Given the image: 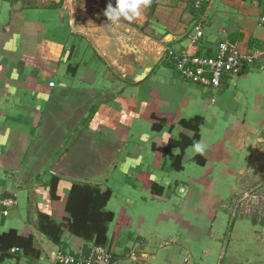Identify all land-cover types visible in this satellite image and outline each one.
Segmentation results:
<instances>
[{
	"label": "crops",
	"instance_id": "obj_1",
	"mask_svg": "<svg viewBox=\"0 0 264 264\" xmlns=\"http://www.w3.org/2000/svg\"><path fill=\"white\" fill-rule=\"evenodd\" d=\"M80 1L0 0V198L16 201L0 206V264L88 248L67 228L74 184L112 190L104 245L114 264H264V223L230 222L218 208L264 184V0H205L200 12L192 0H150L118 25L81 15ZM222 40L262 55L219 89L165 60L171 49L209 54ZM120 212L127 223L117 229ZM51 222L65 225L59 242L41 228Z\"/></svg>",
	"mask_w": 264,
	"mask_h": 264
},
{
	"label": "built area",
	"instance_id": "obj_2",
	"mask_svg": "<svg viewBox=\"0 0 264 264\" xmlns=\"http://www.w3.org/2000/svg\"><path fill=\"white\" fill-rule=\"evenodd\" d=\"M194 9L201 11L205 0H192ZM205 17L201 16L195 25V33L198 40L203 39ZM264 23V15L261 17ZM262 52H243L236 42L229 40L219 41L209 54H195L187 49L167 52L165 60L171 62L184 80L197 84L203 90H216L224 85V77L230 74H238L241 67H252L260 59ZM51 87L56 82H50ZM15 198H0V206H11ZM6 212V211H5ZM48 264H114L113 252L109 246L92 242L87 249L71 251L59 248L55 253V259ZM147 264V263H144Z\"/></svg>",
	"mask_w": 264,
	"mask_h": 264
},
{
	"label": "trees",
	"instance_id": "obj_3",
	"mask_svg": "<svg viewBox=\"0 0 264 264\" xmlns=\"http://www.w3.org/2000/svg\"><path fill=\"white\" fill-rule=\"evenodd\" d=\"M153 120L154 127L157 129H160L163 124H165L164 120L156 116L153 117ZM169 150L170 147L157 148L158 160L156 163H159ZM198 158H200L201 162H204L203 158ZM176 167H181V156L176 160ZM52 183H57V178H55ZM151 187L158 193H162L163 191V187L156 183H152ZM111 195L112 190L108 187L74 184L67 205V209L71 213V219L67 226L68 230L84 238L87 243L94 242L95 244H106L108 224L115 218L114 212L105 210V206ZM253 220L257 222L256 219ZM124 223H127V219L123 217V212H120L117 220V229ZM260 223H264V218H261ZM41 226L42 230H44L54 242H59L60 233L63 232L62 227L65 226L63 223L57 224L51 222L48 225L50 229L44 227L43 223H41ZM51 230L59 233V237H57L56 234L53 235Z\"/></svg>",
	"mask_w": 264,
	"mask_h": 264
},
{
	"label": "rangeland",
	"instance_id": "obj_4",
	"mask_svg": "<svg viewBox=\"0 0 264 264\" xmlns=\"http://www.w3.org/2000/svg\"><path fill=\"white\" fill-rule=\"evenodd\" d=\"M112 3L115 6V0H81L79 5L82 6L79 8V11L82 12L81 15L87 14L96 17H101V20H107L104 17V11L107 8V5ZM142 12L147 9H140ZM80 15V17H81ZM123 19V18H122ZM83 28H91L93 26H100L101 24H78ZM125 27H135L136 24H133L131 21L125 23ZM138 26V25H137ZM140 27V26H139ZM219 209H222L229 216L230 222L234 221L236 218H248L251 219L253 223L261 224V218H264V184L262 185H252L247 188H243L239 191L238 194L229 197L228 199L221 202L218 206ZM214 214V211L211 213V216ZM253 219H256L257 222H254ZM230 240V227L221 233V236L217 238L216 242L218 246L223 248L225 243ZM217 264H234L232 260H226L225 256L221 257Z\"/></svg>",
	"mask_w": 264,
	"mask_h": 264
},
{
	"label": "clouds",
	"instance_id": "obj_5",
	"mask_svg": "<svg viewBox=\"0 0 264 264\" xmlns=\"http://www.w3.org/2000/svg\"><path fill=\"white\" fill-rule=\"evenodd\" d=\"M150 0H115V6L112 3L107 5L104 16L114 25H118L121 19L131 20L134 16L140 15L141 7H147ZM196 153H203L205 146L201 142H195L192 145Z\"/></svg>",
	"mask_w": 264,
	"mask_h": 264
},
{
	"label": "water",
	"instance_id": "obj_6",
	"mask_svg": "<svg viewBox=\"0 0 264 264\" xmlns=\"http://www.w3.org/2000/svg\"><path fill=\"white\" fill-rule=\"evenodd\" d=\"M243 70V67H241V71Z\"/></svg>",
	"mask_w": 264,
	"mask_h": 264
}]
</instances>
